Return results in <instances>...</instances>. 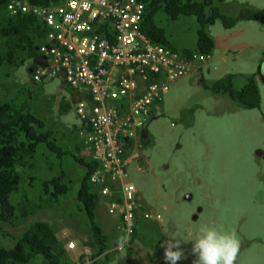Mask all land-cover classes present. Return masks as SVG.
I'll use <instances>...</instances> for the list:
<instances>
[{"label":"rangeland","instance_id":"1","mask_svg":"<svg viewBox=\"0 0 264 264\" xmlns=\"http://www.w3.org/2000/svg\"><path fill=\"white\" fill-rule=\"evenodd\" d=\"M245 5L264 8V0H224L221 10L236 16ZM157 19L177 46H192L198 39L199 22L194 16L173 20L161 11ZM209 30L216 41L214 53L165 85L162 115L158 113L159 117L147 124L148 144H140L138 134L130 149L128 179L138 188L144 221L131 244L126 233L127 241L116 242L115 228L105 226L114 239L109 264H167L165 248L179 240L182 257L177 264H194L192 243L182 239H194L205 225L235 236L238 250L234 264H264V78L258 73L264 74V24L241 21L227 30L217 21ZM31 70L29 64L10 70L13 82L9 91L21 102L27 100L47 125L68 133L80 123L74 95L61 82L63 78L42 84L33 81ZM5 72L0 73V88ZM229 72L257 73L261 109H245L227 95H215L204 87L203 75L212 82ZM235 87L240 88L237 82ZM68 99L72 109L59 114ZM190 107H195L194 111L186 115ZM67 159L66 172L72 174L66 178L69 181L79 172V166ZM17 194L12 197L14 201H25ZM30 197L34 204L35 193L30 192ZM54 212L60 210L39 207L34 214L16 218L8 231L21 233L37 219L54 224L71 260L82 264L80 256L85 254L89 259L93 248L85 242L77 247L70 244L74 238L88 240L87 227L82 225L85 216L81 211L69 210L62 217ZM101 212L102 205L97 217L104 224ZM161 217L163 220H158ZM156 237L160 238L158 242Z\"/></svg>","mask_w":264,"mask_h":264},{"label":"trees","instance_id":"2","mask_svg":"<svg viewBox=\"0 0 264 264\" xmlns=\"http://www.w3.org/2000/svg\"><path fill=\"white\" fill-rule=\"evenodd\" d=\"M12 1L15 0H0V73L6 71L4 84L0 88V264H76L71 260L67 247L65 248L66 243L58 237L54 224L37 219L21 233L8 231L16 218L34 214L39 207L53 206L60 210L59 213L54 212L60 217L66 211L73 210L81 211L86 218L82 220V225L87 227L88 240L83 242L91 246L93 251L89 254V259H85V254H82L78 260L82 264H109L112 256L110 252L107 253L111 248L110 234L98 220L97 211L105 199H110L106 198L102 190L107 186L114 191L115 188L108 181L100 183L92 180L95 172L101 168V162L87 152V145L78 142L87 141L82 140V134L92 128L90 120L78 114L80 123L68 133H62L59 128L47 125L27 100L21 102L20 98L9 91L13 82L9 71L29 63L32 68H36L37 60L42 54L41 48L48 43L50 32L46 22L36 13L12 15L8 9ZM138 1L145 6L142 28L147 38L154 44L176 52L184 61H194L197 56H210L214 53L216 41L209 29L217 21L227 30L241 21L257 20L264 24V8L255 9L245 5L236 16H232L221 10L224 0ZM31 2L48 6L58 0ZM161 11L173 20L182 16L197 18L198 39L194 45L177 46L172 43L157 19ZM101 36L110 39V36ZM235 82L240 88L235 87ZM41 83L44 84L45 81ZM6 85L8 90L4 89ZM204 87L215 95H227L245 109L259 110L262 107L257 73L229 72L219 79L205 83ZM67 89L74 96L78 92L81 100L92 104L88 90L76 91L68 85ZM32 95L33 92H29V96ZM161 105L162 103L160 107ZM72 107V101L65 100L59 114H65ZM192 108L195 107L188 108L185 114H191L194 111ZM151 117L150 121L158 117L156 110H152ZM147 131L146 126L140 135L139 143L142 145L148 144V139L144 136ZM134 144V139L127 138L123 158L129 156ZM67 158L79 166V172L69 181L66 178L72 174L66 172ZM25 177L28 180L23 179ZM76 178L80 180L74 184ZM30 192L35 193L33 199L37 201L34 204L30 201ZM15 193L25 201H14L12 197ZM141 210L142 207L136 210L135 229L129 237L130 242L138 238L139 224L143 221ZM159 240V237L155 238V242Z\"/></svg>","mask_w":264,"mask_h":264},{"label":"built area","instance_id":"3","mask_svg":"<svg viewBox=\"0 0 264 264\" xmlns=\"http://www.w3.org/2000/svg\"><path fill=\"white\" fill-rule=\"evenodd\" d=\"M30 1H12L8 9L12 15L36 13L50 29L35 79L62 77L70 87L90 92L94 106L81 102L77 112L90 120L93 133L85 137L93 158L101 162L92 180L121 184L119 191L107 186L102 193L119 198L110 213H121L120 230L131 236L141 204L136 184L128 179L129 159L122 157L127 138L140 136L152 110L159 112L167 82L209 56L184 61L152 43L142 30L145 6L138 0H58L48 6ZM136 78L145 87L133 100Z\"/></svg>","mask_w":264,"mask_h":264},{"label":"clouds","instance_id":"4","mask_svg":"<svg viewBox=\"0 0 264 264\" xmlns=\"http://www.w3.org/2000/svg\"><path fill=\"white\" fill-rule=\"evenodd\" d=\"M142 25H143V22H142ZM142 30H143V28H142ZM40 57L37 60V67L32 68V70L30 72V73H32L30 76L33 77V81H35V82H43V81L48 80L47 78H43L40 81H37L35 79L37 69L41 66V63H42ZM200 64L201 63H196L194 66H197ZM29 65H30V63H29ZM200 70H201V67H200ZM258 73L261 77L264 76V74L260 73V71H258ZM58 78H62V77H58ZM201 79L204 82V84L209 82L208 79H206L204 77V75L201 77ZM172 81H174V80H172ZM168 83L169 82H167V84ZM77 91H79V90H77ZM81 92H84V91H81ZM136 96H137V98L139 97L138 95H136ZM136 96L131 97V98L134 100ZM91 99H92V96H91ZM81 102H85L87 104L88 108H91L92 106H94L93 99H92V104H89L88 102L79 99L77 111L79 108V104ZM163 104H164V100H163L161 108L158 112V113H160V116L162 115L161 109L163 107ZM123 111H124V109H122V112ZM158 113H157V116H158ZM77 114H78V112H77ZM146 126H147V124L145 125V127ZM82 136L84 137V140H87L85 137V133H83ZM139 138H140V136H139ZM84 144L89 147L87 141H84ZM88 150H89V148H88ZM182 241L192 243V253L194 256H196V260L194 261V264H234L236 252L238 250V241L235 238V236L229 232L219 230L216 227H209V226L205 225V226H201L197 230L194 239H189V240H183L182 239ZM179 245H180V240L175 241V242H169L168 246L165 248L164 259L167 262V264H177V261H179L181 259L182 252L179 250ZM173 249H177V250H173Z\"/></svg>","mask_w":264,"mask_h":264},{"label":"crops","instance_id":"5","mask_svg":"<svg viewBox=\"0 0 264 264\" xmlns=\"http://www.w3.org/2000/svg\"><path fill=\"white\" fill-rule=\"evenodd\" d=\"M108 29V28H107ZM110 30L108 29V32H109ZM114 73H117V71L116 72H114ZM137 79V82H139L140 81V79L139 78H136ZM61 82H63L64 83V86L65 87H67V84L65 83V81L64 80H61ZM138 87L140 88V89H136V90H133V91H131L130 92V96L131 97H134V96H136L139 92H141L142 91V88H144L145 87V83L144 82H142V81H140L139 83H138ZM77 91V90H76ZM78 92H75V96H74V102H75V106H76V104H77V102L79 101V97H78ZM69 132V131H68ZM93 133V129L91 128L90 129V131L89 132H86V135H89V134H92ZM150 135V133L147 131L145 134H144V136H149ZM87 152L90 154V155H92L91 154V152L87 149ZM129 156H130V152H129ZM129 156L126 158V159H129L128 160V164H129V162H130V158H129ZM132 157V156H131ZM128 166V165H127ZM129 173V172H128ZM109 182V184L112 186H114V188L116 189V190H121L122 189V187H121V184L120 183H117V182H115V181H108ZM106 198H110V199H105L106 201L104 202V204L102 205V211L103 212H101V214H102V216L103 217H105V219H104V225L106 226V227H108V228H115V230H113L114 231V233L117 235L116 236V242L118 241V240H120V241H127V239H126V237L124 236L125 235V233L124 232H122L121 230H120V225H121V223H122V217H121V213L119 212V211H117V213H115V214H112V213H110V209H111V204H112V202H114V201H120L118 198H116V199H114V197L113 196H106ZM105 205V206H104ZM141 216V215H140ZM142 219V218H141ZM158 220H160V221H162L163 219H162V217L160 218V219H158ZM144 221V220H143ZM119 231H118V230ZM112 230V229H111ZM120 232H122V233H120ZM110 234V233H109ZM110 241H112V240H114L113 238H112V236H110ZM118 239V240H117ZM128 241H129V243L131 244V242H130V240H129V238H128ZM76 243L77 245L80 243V239L79 240H77V239H75L74 238V240L73 241H71V243ZM161 242V241H160ZM81 243H83V239H82V242ZM112 250V248H110V250H108V252L107 253H109L110 251ZM110 254V253H109Z\"/></svg>","mask_w":264,"mask_h":264},{"label":"flooded vegetation","instance_id":"6","mask_svg":"<svg viewBox=\"0 0 264 264\" xmlns=\"http://www.w3.org/2000/svg\"><path fill=\"white\" fill-rule=\"evenodd\" d=\"M30 2H31V1H30ZM192 67H193V65H191V66L189 67V69H188L187 72H183V73L181 74L180 77H182L184 74L188 73V72L191 70ZM262 78H264V76H262ZM195 218H196V217H195Z\"/></svg>","mask_w":264,"mask_h":264},{"label":"bare ground","instance_id":"7","mask_svg":"<svg viewBox=\"0 0 264 264\" xmlns=\"http://www.w3.org/2000/svg\"><path fill=\"white\" fill-rule=\"evenodd\" d=\"M71 245H72L73 247H75V246H76V243H74V242L71 243V244H70V247H71ZM76 247H77V246H76Z\"/></svg>","mask_w":264,"mask_h":264},{"label":"water","instance_id":"8","mask_svg":"<svg viewBox=\"0 0 264 264\" xmlns=\"http://www.w3.org/2000/svg\"><path fill=\"white\" fill-rule=\"evenodd\" d=\"M44 63V62H43Z\"/></svg>","mask_w":264,"mask_h":264}]
</instances>
